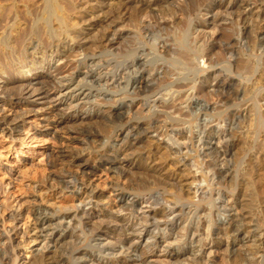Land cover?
<instances>
[{"label":"bare ground","instance_id":"1","mask_svg":"<svg viewBox=\"0 0 264 264\" xmlns=\"http://www.w3.org/2000/svg\"><path fill=\"white\" fill-rule=\"evenodd\" d=\"M105 1H107L105 5L107 7L109 5L110 7L112 5H115L114 10L116 9V7L118 9L121 8L122 13L120 12V17H124L125 19H128L132 16H126L127 12L125 13V10L136 8L138 2H143V0ZM145 1H148L151 4L158 2L157 0ZM198 1L199 0H191L188 5V9H186L187 11L180 10L182 14L186 15L185 19L189 23L188 27L186 28V31L182 33V35H184V37L182 38L183 40H186L187 37L191 36L194 33L193 32L191 34V32L197 28L194 25L190 26L191 22L189 17L194 16L196 18L198 13H202V16L210 14L215 17L216 21H223L226 20L224 19V17L230 15V11L235 8L241 18L244 17L245 19L247 15H252L246 18L247 20H249L248 23L251 22L252 24H254V22L256 21H261V19L259 18L264 15V8L262 9V7L264 6L260 5H255L256 11H253L250 14V5L256 4L255 2L257 0H249L251 1V3L248 0H241L240 2H238L237 0H229L227 4L223 1H220L218 3L210 2V4L205 7L204 10H202V12H200ZM89 8L90 4L87 0H0V81L2 77L7 76V71L5 70L6 68L3 66V64H7L8 60L10 61V63H12V65L23 63V65H25L24 67L29 66L28 68L36 70L37 65H39V63L41 61H44V59L46 58H48L49 63H51L54 59H57V61H63L67 59L71 60L72 58L76 59L79 55L83 54V60L78 61V68H89V65L93 63V59L98 56L101 58L106 57L111 60L105 61L106 66L110 67L111 71L108 72L110 77L108 79H105L104 82L105 84L110 83L112 85V88L109 90L110 92H112V94L120 93L119 98L115 100L113 99L112 105L108 101V103H110L108 109H111V111L107 112L108 114L105 111L99 112L100 110H98L99 114L92 115L90 114L89 110L95 107L100 108V105L102 103H94L89 105L85 104L83 107H79V109L76 110L74 109V107L76 106L72 107L71 100L62 101L59 99V95L63 93L60 90L62 88L60 84H62V82L65 80V77L61 80L56 81L58 83V86L54 85L53 87H50L38 77H33L30 79L29 73L31 69H28L26 70L27 75L16 79V83L14 84V91L11 94H5V92L1 90L0 86V134L3 137L10 138L11 140H15L18 138L20 134V125L26 122L27 114H31L32 112L34 113V116L41 117V129L43 130L42 132L37 133L35 130L39 123H34V134L46 135L47 132H53L55 129H59V126L63 125H84L90 122H101V124H99V128L101 127V134H98V132L92 136L93 140H91V142L93 141L92 144H96L93 147L89 148L88 144L90 143V141L85 140L90 137V134H88L89 132L87 130V132H84L86 136L84 140L86 142H89L88 144L84 141L78 142L77 138H72L73 140H76V143L81 144L82 146L84 145V149L88 148L89 150L87 149V152H84V150H82V152L79 151L77 153L72 152V150L59 151L57 153L51 150L47 152V164L49 166L53 162L59 160L61 161V163L62 161H65V163L76 168L75 171L69 170L63 172L61 170L62 172L59 173L60 176H56L55 174L52 175V178L49 179L50 181H52V185H50L51 187L49 188L46 182L43 180V177L42 180L39 179V181H41L38 183V185L36 184L37 186L35 187V189H32L30 190V192L25 194H16L15 190L18 191V188H16L18 184L16 185L15 182L17 183V181L19 180L22 182L25 181V172L21 169H16L13 171L12 168L8 169L7 166H4L0 163V264H62L65 260L63 257L71 258L73 264H78V261H80L81 259L87 260L89 264H210L208 258L209 254L213 251H209L207 253L208 256L206 255V257H204L202 253L204 252L203 248H207L208 246L209 249H212V246L219 245V243L216 244L212 240L213 237H221L219 236V234L227 235V238H229L230 234L236 233L234 237H237V240L240 239V236H237V233L240 232L239 227L241 226V224H246L244 223V219L248 218L249 215L247 217L242 215L234 216L230 219L226 217L222 218L221 216L220 219H222V222L220 223H222L221 225H223L224 227L215 228L216 218L219 219V214H224L225 212H228L227 209H229V207L226 203H224V195H221L220 191H215V197L218 200V202L215 203V201L213 200V195L211 193L212 191L205 192V190L203 191L199 189V181H197L198 179L194 177L195 172L193 174V177L188 176V178L186 177L187 179H184L185 181H188L186 183L185 181L182 183V180L177 179V183H179L180 187L181 185L183 187H186L185 190H182L180 188L179 189L180 191L185 192L186 196H188L187 198L185 197V195H181L180 191L179 193H175L177 195L173 193L171 198L169 194L165 193L164 190L158 192V190L160 189H157L158 187L156 185H153V183L150 184L148 183L150 181H147L150 172H152L149 171L151 170L150 166H143L144 168L142 167L144 172L142 171L143 173H141V175L143 177L140 175L141 177L139 178L133 180L129 179L130 181L127 180L126 183L122 185H119L117 181L116 183L114 181H110L108 184L106 183L107 185L104 184V186H100L99 183H96V181L94 180L95 178L92 177L95 174L96 170H101V168L105 166H107L105 167L106 171L110 169L111 171H113L114 176H118L119 173L121 175H132V173L134 172L131 171L133 170L132 166H124V164H122L120 161L121 159L118 160L116 149L111 146L109 140L111 138H115L116 140L120 139V141H124L128 144V147L126 146L127 148H129L130 146L139 147L140 145L138 144H141L142 142L144 143V141L148 142L149 145L154 143V141L151 140L149 137L142 136L143 131L147 130H145V128L143 127V123L135 120L132 121V117L137 115L138 120H146V123L150 121V124L147 123V127L152 130V128H154L152 127V123H154L152 121L155 118L160 119L161 116H158L159 114L154 112L157 108L155 105V101H153V106L151 107L147 105L149 103L148 101L156 95H159V97H161V91H165L166 93V91L174 92L175 90H178L175 89V85L177 84L174 85L173 82L166 83L162 85L161 88L157 86L159 89H154L156 85L154 87L153 85L157 83L155 81L157 80L155 77H158L159 75L157 74L158 68L154 64L148 67V70L146 71V69L142 65V62H140L137 58L139 50V48L137 47H142V45H146L149 43L153 56L155 55L156 58L161 59L162 61H166L168 63L171 62L175 65H179L181 67V71L184 70V72L193 70V67L195 65H198L197 59L199 57H203V59L205 57L206 59H210V57L207 55V52L204 51L203 47L197 46L201 43L197 44V37L195 36L192 37L193 41L191 39L189 44L191 46L189 47V49H191L192 59L191 57L190 59L186 57L182 59L179 57L180 54H177L176 56H178V58H176V56L172 53L174 51H172L171 53L175 57H172V55L169 54L170 57L167 55L169 58L167 57L168 59H166L164 54L170 49L168 45L169 42H165L162 45L159 42L161 46L155 43L159 40H163L159 33V30L162 28H160V22L163 20V18L166 17V15L165 17H161V15L157 16L158 14H154L156 16L154 18H157L155 23H150L151 20L149 21L147 18L148 15H137V17L136 15H133V17L137 18V24L135 20L133 21L137 25V31H135V34H132V37L130 39L133 40L130 41V43L132 42L131 46L127 48L126 51L123 53L121 50L123 46V44L121 45V41L123 40H121V38L124 36V34L122 31H120L119 28L120 20H111L109 18H106L105 16L102 18V10L99 11V13L95 14L94 17H91L93 18L92 21H90V19L86 20L84 19L83 15H85L84 12L87 11ZM165 13L167 14V12ZM165 13L163 11V14ZM167 16L169 17V15ZM120 17L118 19H120ZM101 23L107 26L106 30L102 28L104 30V33L102 31V34L101 32L100 34L96 35L92 34L93 36L91 37L90 35H88V38L86 34L84 35V33H82V31L84 30V27L82 25L91 27L95 25L98 26L99 24L101 25ZM214 30L215 25L210 28V33L211 31L212 33L216 32ZM238 30V34H236L237 39L235 40L237 46L240 42L242 43L246 41V38L244 37L246 34L249 35L248 32H243V30H240V28ZM196 32H198L197 29ZM194 34L192 36H194ZM178 37L181 38V36ZM205 40H203L201 45H204V43L207 42H205ZM22 45L23 47L26 46V48L29 47L31 51L27 52L25 50L26 52H24L21 57L13 56L14 53L17 52H15V49ZM245 46L246 43L242 46L239 45L238 47L244 48ZM235 48L237 47L235 46ZM86 50H91V53L88 55ZM115 50H121V52L113 53V51ZM232 51L233 50H228V54H226L230 58L235 57V52L233 53ZM27 57L29 58L27 59ZM23 59L27 60L23 61ZM193 60H196L197 64H195ZM150 70L152 72L156 71V73H154L155 77H153L151 74H147V72ZM237 70H239V68L236 69V71ZM164 71H162L163 75L166 74V72ZM197 72H204V70L201 69ZM225 72L231 73V70L227 69ZM242 72L243 70L241 71V74ZM86 75H84L82 81H86ZM73 76L76 80L78 79L77 76L79 75L71 73L68 76V79H66L65 81H73ZM197 78L198 77H196V75L189 79L186 78V82L184 84L185 88L194 90V83ZM184 81L185 80H183V83ZM84 86L92 87V85L88 83H85ZM220 88L226 89L228 88V85H223ZM52 91H55L57 95H55V93H52ZM182 97V99L180 98V104L184 105H179V107L186 106V108H189L193 104V106L197 108L200 106V103L198 104V102L195 100L193 92L191 94L186 93V95ZM180 99H178L177 102H180ZM233 100H235V98ZM134 102H139L141 103V106L147 108V117H140L141 113H136V110H134ZM224 103H226L225 99ZM219 104H222V102ZM162 105H164V103ZM211 107H213V105ZM174 108H172V110H168L173 111ZM218 109L216 111H219ZM200 110L204 111V119L200 120L198 118L200 114L197 115V117L194 116L195 120L198 121L196 126V140L198 143L197 145H200V147L198 148H200V152H202L201 155H195L197 156L196 160H200L199 164H201V170H199V173L203 170L207 171V173L210 172L212 175V180L215 181L214 184L220 186V182L222 179L221 175L223 172L219 168V166L221 167L223 165L224 158L226 157L225 155L228 154L230 150L227 149L228 145L223 147V138L226 136L227 130H225L222 124L225 122L224 120H228L229 123L232 124L234 121H236V118L240 117L241 114H235L230 116L226 113L227 115L223 117L224 120L218 121L215 118L217 116L216 113L213 112L215 111L214 108L212 112L210 111V113H208L206 108L203 109V107ZM69 111H71V113H68ZM179 111L181 110H178V113ZM112 112L113 114H111ZM188 112L189 114L187 113V115L190 116L192 113L191 110ZM7 113H9L10 115L8 116ZM162 114L166 115L167 117V112L164 113L163 111ZM169 114H172V112ZM178 116L177 119L173 120L180 121L182 115H180L181 117ZM122 117H127V121L121 124L118 122V120H121ZM116 122L119 123L118 126L115 125ZM206 122L208 124L214 123L215 127H213L211 131L207 130ZM220 123L221 126H219ZM217 128H219V130L221 128V130L219 131ZM163 134L164 137H167V141L173 142V144H177V141H180L177 138V134L183 135L185 138V142L189 137L188 135H186V131L182 129H180L177 133L174 134H167V131H165V133ZM211 144H214L217 147L221 145L222 149L224 150L216 151L214 153V156L207 155V149L205 152L203 151V149L205 147L210 146ZM150 146L148 148L149 152L147 157L156 155L155 149L158 146L155 147L153 145V150L150 149ZM180 146L177 145L175 148H169V145L166 142L165 150H168L169 152L173 150L172 152L174 153V155H177L181 151ZM185 149H187V147ZM89 157H91L93 162H96V165L93 166L88 163ZM159 157L160 159L163 158V156L161 158L160 154ZM179 160L181 162V159ZM197 164H192L191 167L196 168L195 166H198ZM186 167L187 166H185V168ZM189 168L187 167V169ZM196 170L198 171L197 168ZM185 174H188V170H186ZM181 176H183V174ZM107 187L109 194H111L109 196H106L104 192ZM49 189L54 190V192L55 190L57 191V193H53L54 195H61L62 192L69 193L71 196L69 203L63 204L62 202H60V200L59 202L55 200H50V198L45 195L46 191ZM9 199L10 201H7ZM195 199H197L196 203L193 202V200ZM150 201L153 202L151 203L152 205H157V202L159 201L163 203L164 208L161 210L160 215H158V213L155 210L153 211V209L151 208L148 212L143 211V205H150ZM203 203L208 208L204 207L205 205L202 206ZM177 205H179L180 207H178V211L175 209ZM185 205L188 208L193 207L194 210L191 211V208L190 210H188V212H185ZM214 208L216 209L213 212ZM48 215H57L58 223L56 224L57 226L54 228H60L61 230L55 232L54 229H50L49 231H45L43 233L45 229L44 227L48 226L49 228L51 224L50 222L52 219L48 218ZM201 216L204 217V226H202V232L199 233ZM189 219H196V224H194V229L192 228L193 230L191 234L192 237L196 235V238L194 240H192L191 238L190 243L188 242L189 244H187L188 246L185 249H168V245L166 244L167 242H169L168 238L170 237V234H172L173 229L180 226V233H183L185 231V224ZM191 225L192 224L190 223V226ZM252 226L256 227V225ZM256 229L253 230L252 233H250V237H253V241L261 242L264 238L263 234ZM179 236L180 235L178 234L172 240L173 243H176V245L180 243ZM87 239H89V244L90 242H95L97 240L101 241L99 242V246L101 248L98 249L97 252L105 253V255L107 256L106 261H101L97 257L95 258L91 254V252L82 254L81 252H78V249H73L68 252L67 248H64L66 245L76 246L77 242L79 244L81 243L80 241L84 242ZM27 240H30L31 243H34L38 240L41 245L40 249L37 251V255H39L34 256L32 260L25 262L22 256V248L27 245L24 244ZM219 240L221 239L219 238L217 241ZM233 241H231L230 243H235ZM141 243H144L146 248L143 253L138 256L139 254L137 253L139 250V245ZM191 244H193L194 246H192ZM51 245L56 250L49 254L48 251ZM227 245L228 243L225 244L226 247ZM254 245L256 247L258 246V244ZM86 247L89 248V250H93L96 246L94 247L91 245H87ZM26 248L27 247H25L24 249ZM46 251L47 253H45ZM162 251H164V253H160ZM254 255L255 257L250 255V253H239L238 257L242 262H246L247 264H259L261 262L260 259H262V256L260 254L258 255L257 253ZM199 257L204 258V261L202 262L201 258L198 260Z\"/></svg>","mask_w":264,"mask_h":264},{"label":"rangeland","instance_id":"2","mask_svg":"<svg viewBox=\"0 0 264 264\" xmlns=\"http://www.w3.org/2000/svg\"><path fill=\"white\" fill-rule=\"evenodd\" d=\"M87 1H89L90 8L84 12V14H85V15H83L84 19H86V20L90 19V21H92L93 18H91V17H94L95 14L99 13V11L102 10L101 11L102 12V18L105 16L106 18H109L111 20L112 19L113 20H120L119 28H120V31H122L124 36H125V37L123 36L121 38V40H123V41H121V45L123 44V46L121 48L123 53L126 51L127 48H129L131 46L132 42L130 43V41H133V40H130V39L132 37V34H135L136 33L135 31H137V25H136L137 24V18L133 17V15L134 16L136 15V17H137V15H148L147 16L148 20L149 21L151 20L150 23H155L157 18L155 19L154 17H156L155 15L158 14L157 16L161 15V17H165V15H166V17H165L166 19L163 18V20L160 22V28L161 27L162 28L159 30V33H160V36L162 37L163 40H159L155 43L159 44V42H160L162 45L165 42H167V43L169 42L168 43L169 48L172 50L169 49L168 50L169 52L167 51L164 54L166 59H168L170 57V55H172V53L175 56L177 54H180L179 57L182 59L185 57L190 59L192 53H191V49H189V47H191L189 44H190L191 39L193 41L192 37H195V36L197 37L196 38L197 44L198 43L202 44L203 40H205L206 36H207V39L205 40V42L207 41L206 42L207 44L206 43H204V45L198 44L197 46L203 47L204 51L207 52V55L210 57V59L209 58L206 59V57L204 59H203V57L202 58L199 57L197 59L198 65H195L193 67V70L184 72V70L181 71V67L179 65H175L171 62L168 63L166 61H162L161 59L156 58L155 55L153 56L151 46L149 43L146 45H142L143 48L137 47V48H139L137 58L139 59L140 62H142V65L144 66L146 71L148 70V67H150L151 65H154V64L158 68V70H157V74H159L158 77L154 76V73H156V71L152 72L150 70L147 72V74H149V75L151 74L153 77H155L157 79L155 81L158 84L155 82L156 84H154L153 87L155 85H156V87H154V89H156V88L159 89L162 87V85H164L166 83H170V82L172 83L173 82L174 85L177 84V85H175L176 87L175 86L174 87H175V89H178V90H175V91L173 90L174 92L166 91V93H165V91H161L162 93L160 92V94H161L160 96L162 98L159 97V95H156L148 101L149 103L147 105L149 107L153 106V101H155V105L157 108L155 109L154 112L159 114L158 116H161L160 119L155 118L154 120H156V119H158V120L152 121V122H154V123H152L153 124L152 127H154V128H152V130L147 127V123H149L150 121H148L146 123L145 122L146 120H138L137 115L132 117V121L135 120V121H139V122L143 123V127L147 131H143L142 136H147L151 140L154 141V143L150 144L151 146L148 144V142L144 141V143L142 142L141 144H138V145H140L139 147L135 146L136 147L135 148V147L130 146L129 148H127L128 144L125 143L124 141L123 142L120 141V139L116 140L115 138H111L109 140L111 143V146H113L116 149L118 160L121 159L120 161L122 164H124V166H132L133 170H131V171H134L133 172L134 174L132 173V175H130V174H122L121 175L119 173L118 176H116V175L114 176L113 171H111L110 169L108 171H106L105 167H107V166H105V167H102L101 170L100 169L96 170L95 174L92 176L93 178H95L94 180L96 181V183H99L100 186L101 185L104 186V184H106V183L108 184L110 181H114L115 183L117 181V183L119 185H122V184L126 183V181L129 179L133 180V179L141 177L142 176L141 173L144 172L143 168L145 166H148V167L150 166L151 170H149V171H152L154 173L150 172L149 178L147 179V181H150V182H148V183H150V184L153 183V185H156L158 187L157 189H160V190H158V192H160L161 190H164L165 193L169 194V196L171 198L173 193L174 194L179 193L180 189H182V190L186 189L185 186L183 187L181 185V187H180L179 183H177V179L182 180V183H183L185 181L184 179H187L188 176L193 177V174L195 172L194 177L196 179H198L197 181H199V184H198L199 189H201L203 191L205 190V192H208V191L211 192L212 191L211 193L213 195V200L215 201V203L218 202V200L215 197V191H220V194L224 195L223 196L224 203H226L229 207V209H227L228 212H225L224 214L223 213L219 214V219L216 218L215 228L216 227L217 228L224 227L223 225H221L222 223H220V222H222V219H220L221 216H222V218L226 217V218L230 219L234 216L242 215V216L247 217L249 215L248 218L244 219V223H246V224H241V226L239 227L240 232L237 233V236L238 237L240 236L239 237L240 239L242 238L241 240L240 239L237 240V237L236 238L234 237L236 233L230 234L232 236L229 235V238H227V235L219 234V236H221L223 239L221 237H218V238L213 237L212 240L214 241V243H216V244L219 243V245L212 246V249H209L208 246H207V248H203L204 252H202V253H203L204 257H206V255L208 256L207 253L209 251H213L209 254V258H208V261L210 264H247L246 262H242L239 259V257H238L239 253H250V255H252L253 257H255L254 254L257 253L258 255L260 254L262 256L261 257L262 259H260L261 262L259 264H264V238L261 242H256V241H253L254 240L253 237H250L251 236L250 233H252V231L255 230L256 228H257L256 230L260 231V233H262L263 237H264V18H263L264 15L259 18V19H261V21L259 20V21L254 22V24H252L251 22L248 23L249 20L246 19L252 15H247L245 19H244V17L241 18V16L238 14V12L235 8L230 11V15L224 17V19H226V20H223V21H220V20L216 21L215 17H213L210 14L202 16V13L201 14L198 13L196 18L194 16L189 17L190 22H191L190 26H193V25L196 26L197 27L196 29L198 30V32H196V29L193 30L191 32V34L194 32L195 33V34L193 33L194 36H192L193 35L192 34L191 36L187 37L186 40H183L182 38L184 37V35H182V33H184V31H186V28L188 27L189 23L185 19L186 15L182 14L181 11L188 9V5H189L191 0H157L158 2H155L152 4L149 3L148 1L143 0V2H138V5L136 6V8H133L134 10L133 9L125 10V13L127 12L126 16L129 17L132 15L131 17H129L130 21H129V18L125 19L124 17H120L121 16L120 15L121 8L118 9L116 7V9L114 10L115 5H112L111 7L109 5L108 6L109 8L107 6H105L107 3V1H105V0H87ZM220 1H223L224 3L227 4L229 0H199L198 6L200 7V12H202V10H204V8L207 7L210 4V2L211 3L212 2L218 3ZM237 1L240 2L241 0H237ZM249 2L251 3V1H249ZM255 3L256 4L250 5L251 6L250 14H251V12L256 11V8H255L256 6H259V5L264 6V0H257ZM263 8L264 7H262V9ZM163 11H164V13L167 12V14L166 13L163 14ZM103 12H104V14H103ZM109 13H110V15H109ZM167 15H169V17ZM199 16H201V17H199ZM119 17H120V19H118ZM134 20H135L136 24H135V22H133ZM148 20H147V22H148ZM245 23L247 24V26ZM250 24H252V25H250ZM214 25H215L214 31H216V32L212 33V31H211V33H210V28L213 27ZM82 26L84 27V30L82 31V33H84V35L86 34L87 38L89 37L88 35H90V37H91L93 35L100 34V32L102 34V31L104 33V30H106V28H107V26L103 23H101V25L99 24L98 26H96V25L91 26V27L85 26V25H82ZM134 26H135V30H134ZM177 27H179L181 29H179ZM242 27H244V28H242ZM239 28H240V30H243V32H248V34L250 35L249 36L246 34L244 36L246 38L245 39L246 41L242 42V43L240 42L238 44V46L239 45L242 46L246 43V46L244 48L238 47L236 44V41H235L237 39L236 34H238ZM250 30H252V31H250ZM178 33H179V35H178ZM212 34H213V36H212ZM178 36H181V38ZM244 37H243V40H244ZM126 43H127V46H126ZM232 44H234L237 48H235V46ZM124 46H125V48H124ZM205 46H206V48H205ZM228 47H229V49H228ZM20 48H22V49H20ZM206 49H207V51H206ZM25 50L27 52L31 51V49L29 47L26 48V46L23 47V45L19 46L18 48L15 49V52L16 51L17 52L14 53L13 56H16V57L20 56L21 57L24 54V52H26ZM121 50L120 51L115 50V51H113V53L121 52ZM228 50L229 51L233 50L232 51L233 53L235 52L234 58L231 57L232 58L231 59L229 56L226 55V54H228ZM172 51H174V52H172ZM86 52L89 55L91 53V50H86ZM174 53H176V54H174ZM173 55H172V57H175ZM224 55H226V56H224ZM145 56H147V57H145ZM39 57H40V55H39ZM28 58L29 57H27V59ZM83 58H84V55L82 54V55H79L76 59L72 58L71 60L67 59V60H63V61H57V59H54L51 63H49L48 58H46V59H44V61H41L39 63V65H37L36 70H33L32 68H28L29 66L24 67L25 65H23V63H18L17 65H12V63H10V61L8 60L7 64L6 63L3 64V66L6 68L5 70L7 71V76L2 77V79L0 81L1 90H3V92H5V94H7V93L11 94L14 91V84L16 83V79L21 78L24 75H27L26 70H28V69L29 70L31 69V71L29 73L30 79L33 77H38V78H40V80H42L44 83L48 84V86H50V87H53L54 85L58 86V83L56 81L61 80L64 77L66 80V79H68V76L71 73H75V74L79 75V76H77L78 79L75 80V77L73 76L75 81L74 80L71 81L72 83L64 80L65 82L63 81L62 84H60L62 87L60 90L63 93L61 95H59V99L62 101H65V100L70 101L71 100L72 101L71 105H72V107L76 106V107H74V109H76V110H78L79 107L80 108L83 107L85 104L89 105V104H94V103H102L101 104L102 106L100 105V108L95 107L93 109H90L89 110L90 114H92V115L99 114V112H104V111L107 113V112L111 111V109H108V107L110 106V103L112 105L113 99L115 100V99L120 97V93L119 94H112V92L109 91L112 88V85L110 83L105 84V82H104L105 79H108L110 77L108 72L111 71V68L107 67L105 64V61L106 60L109 61L110 59L106 58V57L101 58L98 56V57L93 59V63H91L89 65V68H83V67L78 68V61H82ZM176 58H178V56H176ZM211 58H213V59H211ZM227 58H228V60H227ZM27 59H23V61H26ZM191 59H192V57H191ZM8 62H9V64H8ZM111 63H113V62H111ZM151 63H153V64H151ZM194 63L197 64L196 60L194 61ZM10 64L12 67L10 66ZM245 67L247 68V70ZM12 68H13V70H12ZM238 68H239V70L240 69L241 70L236 71V69H238ZM244 68H245V70H244ZM201 69H203L204 72H197L198 70H201ZM227 69H230L231 73H228V72L226 73L225 71ZM242 70H243V72L241 74ZM162 71L166 72V74L163 75ZM250 72H251V74H250ZM84 75H86L85 76L86 81L85 80L82 81V78L84 77ZM195 75L198 78L196 79V81L194 83V86H195L194 90L186 89L184 86V84L186 82V78L189 79ZM183 80H185L184 83H183ZM78 81H79V83H78ZM85 83L92 85V87L84 86ZM122 84H123V82H122ZM221 85L222 86L228 85V88H226V89L220 88V87H222ZM218 87H219V89H218ZM235 90H237V91H235ZM227 91H229V92H227ZM240 91H242V92H240ZM192 92L194 93L195 100L198 102V104L200 103L199 104L200 106L197 108V107L193 106L194 105L193 104L189 108H186V106L185 107L180 106L181 107L180 108L179 105H184V104H180L181 99L183 98L182 96L186 95V93L191 94ZM230 92H232V93H230ZM52 93H55V95H57L55 91H52ZM224 96H226V97H224ZM228 96L229 97L231 96V97L229 98ZM234 98H235V100H233ZM178 99H180V102L179 101L177 102ZM224 99H225L226 103H224ZM108 101L110 103H108ZM221 102H222V104H219ZM56 103H58V102H56ZM163 103H164V105H162ZM133 104L135 105L134 110H136V113H141L140 117H142V116L147 117L148 116V114H146L147 108H145L144 106H141V103L134 102ZM105 105H107V106H105ZM212 105H213V107H211ZM202 107H203V109L206 108L208 113H210V111L212 112L213 108H214L215 111H213V112L216 113L217 116L215 118L218 121H223L224 120L223 117H225L227 114H229L230 116L235 115V114H241L242 115V116L240 115V117L236 118V121H234L232 124L229 123L228 120H224L225 122L222 124V126L225 128V130H227L226 131L227 134L223 138V141L225 143V144L223 143V145H224L223 147L228 145L229 148L227 147V149H230V150H229V153L225 155L226 156L224 158L225 162L223 161V165H222L224 167L219 166V168L223 172L221 175L222 179L220 182V184H221L220 186H217L214 184L215 181L212 180V177H211L212 175L210 172H208L209 173L208 174L207 171L203 170L202 172L200 171V173H199V170H201V164H199L200 160L197 161L196 160L197 156H195V155H201L202 152H200L201 149L198 148V147H200V145H197L198 143L196 140L197 139V137H196V130H197L196 126H197L198 121L195 120L194 116L197 117V115L200 114L198 116V118L200 120L204 119V117H203L204 111L200 110ZM210 107H211V109H210ZM218 107H219V109H218ZM172 108H174L173 109L174 113H173V111H170V110H172ZM220 108H222V109H220ZM168 109H170V110H168ZM217 109L219 111H216ZM98 110H100V111L98 112ZM178 110H181V111H179V113H180V115H182V118L180 121L179 120L178 121L173 120V119H177V116L179 115ZM190 110L192 113L189 116V115H187V113L189 114L188 111H190ZM161 111L162 112L164 111V113L167 112V117H166V115L162 114ZM171 112H172V114H169ZM243 112H245V113H243ZM68 113H71V111H69ZM111 114H113V112ZM173 114H174V116H173ZM218 114H219V116H218ZM7 115L9 116L10 114L7 113ZM162 115L165 117H163ZM180 115L178 117H181ZM184 117H185V119H184ZM26 119H27L26 122L24 124L20 125V134H19L17 139L11 140L10 138L3 137L0 134V163L3 164L4 166H7L8 169L12 168L13 171L16 169H21L25 172L24 173V175L26 176V177L24 176L25 181L22 182L19 180V181H17V183L15 182L16 185L18 184V186L16 188H18V191H19L18 192L17 190L14 189L16 191V194H20V193L25 194V193L30 192V190L35 189V187L43 179V177H44L43 180L46 182V184L48 185V188H49V187H51L50 185H52V181L49 180L50 178H52V175L55 174L56 176H60L59 173H61L62 171L65 172V171H69V170L70 171L76 170L75 167L70 166L69 164L65 163V161H62V163L64 162L62 164L61 161H59L57 159H56L57 161L53 162L49 166L47 164V162H48L47 161L48 160L47 159V152L48 151L51 150V151H55V153H57L59 151L72 150V152L77 153L79 151L82 152V150H84V152H87L89 150L88 148H87L88 150L84 149V147H83L84 145L82 146L81 144L76 143V140H73L72 138H75V139L77 138L78 142L79 141L86 142L85 140L90 141V143L86 142L87 144L89 143L88 147L90 148V147H93L94 145H96L95 143L92 144L93 141L91 142V140H93L92 136L98 132H99L98 134H101L100 133L101 127L99 128V124H101V122H98V121H96L95 123L90 122V123L84 124V125L83 124H81V125H77V124L71 125L70 124L69 126H64V125L59 126V129L57 128L53 132L49 131V132H47L46 135L34 134V129H35L34 123H39V125L36 127V130H35L37 133L43 131L41 129V124H42L41 117L34 116V113L32 112L31 114L30 113L27 114ZM125 121H127V117L126 118L122 117L121 120H118V122L121 124L124 123ZM119 123L116 122L115 125L118 126ZM219 126H221V123ZM213 127H215L214 123H211V124L207 123V130L211 131L213 129ZM146 128H148V129H146ZM229 128H230V130H229ZM180 129L186 131V135L189 136L187 138L186 142L184 141V139H185L184 136L179 135V134H177V138L180 141H177V144H173V142H168L166 139L167 137H164L163 133H165V131H167V134H169V133L174 134V133H177ZM217 129L219 130V128H217ZM86 130L89 132L88 134H90V137H88L87 139H85L86 136L84 134V132H87ZM220 130H221V128H220ZM188 132H190V133H188ZM204 137H205V135H204ZM81 138H83V139H81ZM225 140H227V141H225ZM166 142L168 143L169 148L170 147L175 148L177 145L178 146L181 145L180 146V149H181L180 153L177 155H174V153L172 152L173 150H171V152H169L168 150H165ZM226 143H228V144H226ZM148 145L151 147L150 148L151 150L154 149V146L155 147L158 146L155 149L156 150L155 156L147 157L148 152H149V149H148L149 146ZM186 147H187V149H185ZM206 149H207V151H206ZM219 150L223 151L224 149H222L221 145L217 147L214 144H211L210 146L205 147L203 149L204 152L205 151L208 152V153H206L207 155H213V156H214V153L216 151H219ZM157 151L159 152L161 158L163 156L164 159L163 158L160 159ZM196 151H197V153H196ZM155 157H156V159H155ZM179 159H181V162ZM88 163L90 165H93V166L96 165V162H93L91 157L88 158ZM167 164H168V166L170 164V166H169L170 168L167 166ZM192 164L198 165V166L194 165L198 169V171L196 170V168L191 167ZM185 166H187L188 168L190 167L191 169L190 168L187 169V167L185 168ZM186 170H188L189 175L185 174ZM115 172H116V170H115ZM182 174H183V176H181ZM0 178H1V174H0ZM39 179H41V180L39 181ZM196 179H194V180H196ZM123 181H125V182H123ZM186 182H188V181H185V183ZM31 186H32V188H31ZM52 189L47 190L46 194H45L48 198H50V200H52V201L55 200L58 202L60 200V202H62L63 204L69 203V201L71 199L70 198L71 196L69 193L62 192L61 195L60 194L54 195L53 193H57V191L55 190V192H54V190H52ZM14 190H12V191H14ZM12 191H10V192H12ZM104 192H105L106 196L111 195V194H109L108 187L105 189ZM180 194L185 195L186 198L188 197V196H186L185 192H183V191H180ZM175 195H177V194H175ZM52 196H54V197H52ZM229 198H231V199H229ZM228 200H229V202H228ZM7 201H10V199ZM196 201H197V199L193 200L194 203H196ZM151 203H153V202L150 201V205H143V211L148 212L151 208V209H153V211L155 210L158 213V215H160L161 210L164 208L163 203L160 201L157 202V205H152ZM204 205L205 204L203 203L202 206H204ZM178 207H179V205H177L175 208L177 211L180 208V207L179 208ZM204 207H206V205ZM187 208L188 207L185 205L184 206L185 212H188V210H190L191 208H192L191 211L194 210L193 207H190L188 209ZM206 208H208V207H206ZM231 208H232V210H231ZM215 209L216 208L213 209V212L215 211ZM47 217L51 218L52 220L50 222L51 224L48 223V224H50L49 228L46 224L47 227H44L45 229H44L43 233L45 231H49L50 229H54L55 232H58L59 230H61L60 228H58V229L54 228L57 226L56 224L58 223L57 215H53V216L48 215ZM203 219H204V217L201 216L200 225H199V233L202 232V226H204V220ZM195 220L196 219H189L187 221V223L185 224V231H184L185 233L184 232L180 233V226L173 229L172 234H170V237L168 238L169 242H167V244H166V245H168V249H174V248L175 249L176 248L185 249V248H187V246H188L187 244L190 243V239L192 238V240H194L196 238V235L194 237H192V235H191L192 230L194 229V224H196ZM247 221H248V223H247ZM189 222L192 224L191 226H190ZM251 224L256 225V227L252 226ZM0 228H1V221H0ZM189 229H191V230H189ZM219 232H220V230H219ZM178 234L180 235L179 236L180 243H178V245H176V243H173L172 240ZM253 234H256V233H253ZM180 238H182V239H180ZM219 238L223 241H221V240L217 241ZM231 241H233L235 243L231 244L230 243ZM80 242L81 243H79V244L77 242L76 246L66 245L64 248H67L68 252L73 250V249H76V250L78 249V252H81L82 254L91 252V254L95 258L97 257L101 261L107 260V256L105 255V253H98L97 252L98 249L101 248L99 246V242H101V241L97 240L95 242H90V244H89V239H87L84 242L83 241H80ZM227 243H228V245L226 247L225 244H227ZM24 244H27L26 246H24L22 248V251H23L22 256H23L25 262H28V261L32 260L34 258V256L39 255V254L37 255V253H38L37 251L40 249L41 243H39L38 240L34 243H31L30 240H27L26 243H24ZM254 244H258V246L256 247ZM87 245H91L94 247L96 246L98 248L95 247L93 250H91V249L89 250V248L86 247ZM191 245L194 246L193 244H191ZM25 247H27V248L24 249ZM145 248L146 247H145L144 243H141L139 245V250L137 253V254H139L138 256H140V254L143 253ZM55 250L56 249L51 245L48 252L50 254ZM45 253H47V251ZM160 253H164V251H162ZM63 258L65 260H64V263H62V264H73V262L71 261V258H67V257H63ZM200 258L201 257H199L198 260ZM201 259L203 262L204 258H201ZM81 260L78 261V264H89L87 260H85V259H81ZM184 264H187V263H184Z\"/></svg>","mask_w":264,"mask_h":264}]
</instances>
